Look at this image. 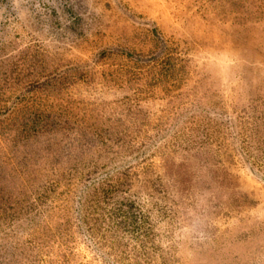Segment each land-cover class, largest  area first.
Returning a JSON list of instances; mask_svg holds the SVG:
<instances>
[{"label": "rangeland", "instance_id": "1", "mask_svg": "<svg viewBox=\"0 0 264 264\" xmlns=\"http://www.w3.org/2000/svg\"><path fill=\"white\" fill-rule=\"evenodd\" d=\"M0 264H264V0H0Z\"/></svg>", "mask_w": 264, "mask_h": 264}, {"label": "trees", "instance_id": "2", "mask_svg": "<svg viewBox=\"0 0 264 264\" xmlns=\"http://www.w3.org/2000/svg\"><path fill=\"white\" fill-rule=\"evenodd\" d=\"M13 130H10L11 132H17L16 136H18V142L19 141H26V144H28L29 140H32L34 138L33 134V126L29 123L20 122L19 125H17L15 122H13L11 125Z\"/></svg>", "mask_w": 264, "mask_h": 264}]
</instances>
